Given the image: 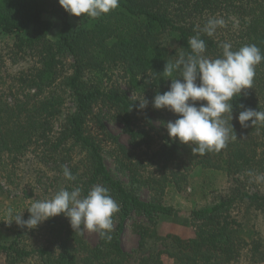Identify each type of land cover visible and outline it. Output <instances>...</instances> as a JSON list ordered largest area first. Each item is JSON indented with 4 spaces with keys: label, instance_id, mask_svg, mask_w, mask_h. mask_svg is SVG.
<instances>
[{
    "label": "trees",
    "instance_id": "obj_1",
    "mask_svg": "<svg viewBox=\"0 0 264 264\" xmlns=\"http://www.w3.org/2000/svg\"><path fill=\"white\" fill-rule=\"evenodd\" d=\"M44 16L59 22L54 40ZM213 17H222L225 26L208 37L202 29ZM0 34L32 61L13 77L19 95L0 93V163L32 154L60 174L59 190L80 187L87 194L100 184L120 206L111 240L98 233L93 246L64 214L43 222L47 238L35 247L21 244L25 227L18 225L13 240L0 243V264H236L244 251L254 263L264 260L246 218L264 213V194L252 190L255 176L264 174V122L243 127L237 119L245 108L264 111V61L256 66L252 88L233 98V131L220 152L193 154L192 146L168 135L166 123L178 114L153 106L155 95L179 77H163L166 62L189 52L192 36L205 41L209 58L222 54L224 42L234 51L255 44L264 55V0H119L115 10L96 19L73 16L58 0H0ZM65 95L74 110L64 114ZM143 99L148 103L140 109ZM111 122L120 125L127 145L111 133ZM104 155L127 184L111 176ZM64 167L74 180L64 176ZM205 169L223 172L233 186L211 205L190 210L192 236H161L162 217L176 214L164 204L166 191L187 190ZM142 189L148 199L140 198ZM126 227L138 237L135 252L149 240L162 249L132 260L122 247Z\"/></svg>",
    "mask_w": 264,
    "mask_h": 264
},
{
    "label": "clouds",
    "instance_id": "obj_2",
    "mask_svg": "<svg viewBox=\"0 0 264 264\" xmlns=\"http://www.w3.org/2000/svg\"><path fill=\"white\" fill-rule=\"evenodd\" d=\"M60 6L69 14L80 17L87 15L96 19L119 6V0H58ZM225 26V20L213 17L207 20L202 31L212 37L218 28ZM190 51L179 54L175 60L165 64L163 77L171 79L169 90L156 94L153 106L156 109L167 108L179 118L166 123L169 137L180 143L192 146L193 154L204 155L207 152H220L226 148L233 131V98L242 90L252 88L256 75V66L264 61V55L255 44H246L238 50H232L230 42L220 45L222 54L216 58L205 55L206 43L199 34L187 40ZM199 79V84L197 80ZM206 101L197 106L196 102ZM148 101L143 99L138 107L144 109ZM244 108L243 105H240ZM227 114V115H225ZM243 127L264 122V111L245 108L237 117ZM64 176L74 180L67 167ZM252 176L251 171L248 172ZM257 182H264V174L256 175ZM30 216L27 220L22 213L9 207L6 215L10 222L29 229L51 217L64 214L76 232L83 225L89 232H97L102 239L111 240L113 216L120 211L119 204L109 194V189L100 184L93 185L83 194L80 187L71 190L61 189L51 198L35 200L27 208ZM9 222V223H10Z\"/></svg>",
    "mask_w": 264,
    "mask_h": 264
},
{
    "label": "rangeland",
    "instance_id": "obj_3",
    "mask_svg": "<svg viewBox=\"0 0 264 264\" xmlns=\"http://www.w3.org/2000/svg\"><path fill=\"white\" fill-rule=\"evenodd\" d=\"M44 18L52 24L48 37L50 40H54L60 27L59 22L50 16H44ZM28 35L26 33L24 36ZM16 52V49L13 47V39L0 34V93L11 95V99L13 96L19 95L13 83V77L20 70L28 68L32 62L21 53ZM9 88H11L10 91ZM64 98L63 112L65 114L68 111H73L74 105L68 95H65ZM108 128L112 134L119 136L123 144L127 145L128 139L122 133L119 124L111 122L108 124ZM104 163L114 179L127 184V178L119 172L112 157L104 155ZM61 180L62 177L52 169L51 165L38 163L32 154H27V156L15 161L7 158L2 160L0 163L1 244H9L13 240L16 228L18 227L15 221L10 222V218L6 215L7 209L11 207L16 212H23L22 218L27 220L30 216L27 208L35 200H43L54 196L62 186ZM232 186L233 183L223 172L205 169L198 171L197 175L191 178L187 190L178 193L169 188L163 201L165 205L171 206L176 214L162 217L158 224V233L161 236L175 233L183 238L192 236L193 227L188 217L190 210L211 205L223 198ZM252 190H258L264 194V182H257L255 180ZM138 194L140 198L148 199V192L145 189H142ZM235 213L237 214V211ZM246 218L262 244L261 252L263 253L262 257H264V213H251ZM42 226L43 222L32 229L22 226L25 227V234L21 238V244L27 247H35L44 243L47 237ZM80 231L84 240L89 245L93 246L97 243V232H89L83 225ZM137 241V235L129 227H126L122 236V247L125 251L133 253L132 260L162 249L160 243L156 244L152 240H149L144 249L135 252ZM252 261L253 259H250L249 254L244 251L240 261L236 264H264V260L255 263ZM2 262L3 259L0 257V263ZM164 264H172V262L170 263L165 260Z\"/></svg>",
    "mask_w": 264,
    "mask_h": 264
},
{
    "label": "crops",
    "instance_id": "obj_4",
    "mask_svg": "<svg viewBox=\"0 0 264 264\" xmlns=\"http://www.w3.org/2000/svg\"><path fill=\"white\" fill-rule=\"evenodd\" d=\"M167 261L171 263V261H170V260H167Z\"/></svg>",
    "mask_w": 264,
    "mask_h": 264
}]
</instances>
